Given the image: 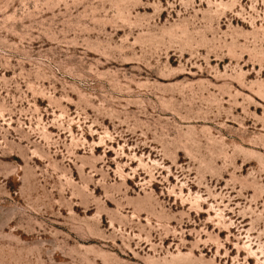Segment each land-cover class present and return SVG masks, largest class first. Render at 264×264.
Wrapping results in <instances>:
<instances>
[{
	"label": "rangeland",
	"instance_id": "obj_1",
	"mask_svg": "<svg viewBox=\"0 0 264 264\" xmlns=\"http://www.w3.org/2000/svg\"><path fill=\"white\" fill-rule=\"evenodd\" d=\"M0 264H264V0H0Z\"/></svg>",
	"mask_w": 264,
	"mask_h": 264
},
{
	"label": "bare ground",
	"instance_id": "obj_2",
	"mask_svg": "<svg viewBox=\"0 0 264 264\" xmlns=\"http://www.w3.org/2000/svg\"><path fill=\"white\" fill-rule=\"evenodd\" d=\"M14 159V158H13ZM91 168V167H90ZM93 169V168H92ZM95 191V190H94ZM97 191V190H96Z\"/></svg>",
	"mask_w": 264,
	"mask_h": 264
}]
</instances>
